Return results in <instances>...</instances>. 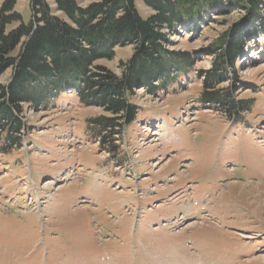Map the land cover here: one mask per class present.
<instances>
[{
  "label": "rangeland",
  "instance_id": "obj_1",
  "mask_svg": "<svg viewBox=\"0 0 264 264\" xmlns=\"http://www.w3.org/2000/svg\"><path fill=\"white\" fill-rule=\"evenodd\" d=\"M30 1H16L25 23ZM224 7L165 31L166 48L193 63L158 92L134 90L137 116L112 137L114 152L88 124L105 113L73 90L23 106L20 144L0 130V264H264V34L245 38L234 68L235 97L251 102L240 120L199 100L209 45L245 15ZM132 53L116 47L100 64L121 74Z\"/></svg>",
  "mask_w": 264,
  "mask_h": 264
},
{
  "label": "trees",
  "instance_id": "obj_2",
  "mask_svg": "<svg viewBox=\"0 0 264 264\" xmlns=\"http://www.w3.org/2000/svg\"><path fill=\"white\" fill-rule=\"evenodd\" d=\"M16 1L0 3V77L10 71L8 81L0 84V130L6 126L4 141L11 146L20 144L24 105L46 107L73 90L80 104L105 113L88 124L99 144L114 152L112 137L122 135L137 116L130 102L134 90L158 92L183 77L193 63L188 52L166 48L165 31L193 28L208 12L221 16L226 3L245 15L209 45L207 54L215 56L200 75L199 100L230 121H239L250 108V101L235 97L242 86L235 84L239 77L234 68L245 38L264 34V0H139L151 12L147 17L139 14L135 0H91L83 5L76 0H31L28 23L16 11ZM127 45L133 46V53L120 62L121 74L100 64L114 58L116 47ZM222 81L231 83L217 88Z\"/></svg>",
  "mask_w": 264,
  "mask_h": 264
}]
</instances>
